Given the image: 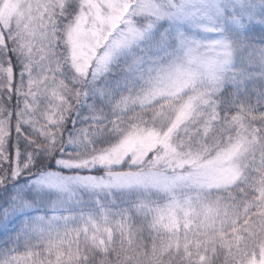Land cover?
I'll use <instances>...</instances> for the list:
<instances>
[{
	"label": "snow or ice",
	"instance_id": "snow-or-ice-1",
	"mask_svg": "<svg viewBox=\"0 0 264 264\" xmlns=\"http://www.w3.org/2000/svg\"><path fill=\"white\" fill-rule=\"evenodd\" d=\"M0 264H264V0H0Z\"/></svg>",
	"mask_w": 264,
	"mask_h": 264
}]
</instances>
